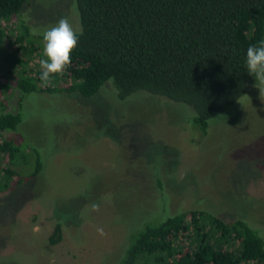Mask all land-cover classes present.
I'll list each match as a JSON object with an SVG mask.
<instances>
[{
    "label": "rangeland",
    "instance_id": "rangeland-1",
    "mask_svg": "<svg viewBox=\"0 0 264 264\" xmlns=\"http://www.w3.org/2000/svg\"><path fill=\"white\" fill-rule=\"evenodd\" d=\"M62 16L79 23L75 0H31L19 14L30 37ZM12 25V40L0 44L1 84L13 83L21 69L15 62L27 57L29 72L41 70L43 50L25 46L16 53L19 23ZM4 26L6 33L11 25ZM254 85L210 119L205 136L193 126L190 107L145 92L120 101L112 81L88 99L37 92L18 109V91L3 98L21 116L13 134L40 152L44 168L28 189L0 204V264H114L140 226L136 221L190 210L226 223L246 220L264 239V94ZM33 155L25 153L30 161ZM156 178L165 182L164 194L155 193ZM53 212L63 214L66 227L51 246Z\"/></svg>",
    "mask_w": 264,
    "mask_h": 264
},
{
    "label": "trees",
    "instance_id": "trees-1",
    "mask_svg": "<svg viewBox=\"0 0 264 264\" xmlns=\"http://www.w3.org/2000/svg\"><path fill=\"white\" fill-rule=\"evenodd\" d=\"M30 1L0 0V44L4 38L12 40L16 30L12 24L19 23L20 33L13 40L16 53L25 51V46L35 53L43 50L41 36L30 37L19 18ZM75 2L83 35L70 67L52 78L53 87L38 88L41 70H27L31 57L15 62L21 69L13 74V83H0V204L28 189L44 168L40 152L13 134L20 129L21 116L16 109L10 112L3 98L14 91L20 93V109L23 97L31 93L88 99L112 81L120 101L145 92L190 107L193 126L205 136L210 119L226 112L246 86L255 84L245 67V53L249 45L264 39V0ZM4 24L11 25L6 33ZM4 76L10 79L8 71ZM25 153L34 154L33 160ZM153 186L157 195L164 194L161 178ZM62 215L53 212L51 246L62 240L66 227ZM138 222L130 244L114 264H264V239L246 220L226 223L207 211L190 210L138 220L134 226Z\"/></svg>",
    "mask_w": 264,
    "mask_h": 264
},
{
    "label": "clouds",
    "instance_id": "clouds-1",
    "mask_svg": "<svg viewBox=\"0 0 264 264\" xmlns=\"http://www.w3.org/2000/svg\"><path fill=\"white\" fill-rule=\"evenodd\" d=\"M32 34L42 38L43 51L39 60L41 69L39 79L43 86H47L54 76L62 74L70 67L72 52L78 45L79 37L83 35V26L74 23L70 16H62L51 27L42 32L33 29ZM245 67L248 74L254 77V86L259 88L260 95L264 94V87H261L264 86V39L247 47ZM92 210H98V206L93 204ZM97 233L101 236L105 235L102 228H98Z\"/></svg>",
    "mask_w": 264,
    "mask_h": 264
}]
</instances>
